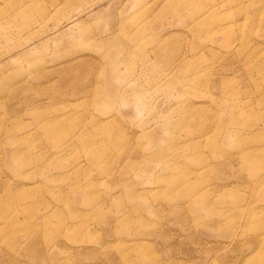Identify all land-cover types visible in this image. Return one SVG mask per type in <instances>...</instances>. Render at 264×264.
I'll return each instance as SVG.
<instances>
[{
	"label": "rangeland",
	"instance_id": "1",
	"mask_svg": "<svg viewBox=\"0 0 264 264\" xmlns=\"http://www.w3.org/2000/svg\"><path fill=\"white\" fill-rule=\"evenodd\" d=\"M0 264H264V0H0Z\"/></svg>",
	"mask_w": 264,
	"mask_h": 264
}]
</instances>
